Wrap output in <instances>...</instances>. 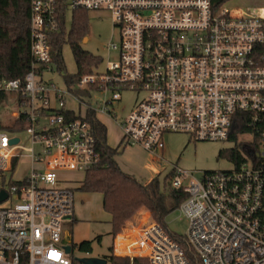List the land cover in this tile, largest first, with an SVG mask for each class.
<instances>
[{
  "label": "built area",
  "instance_id": "built-area-1",
  "mask_svg": "<svg viewBox=\"0 0 264 264\" xmlns=\"http://www.w3.org/2000/svg\"><path fill=\"white\" fill-rule=\"evenodd\" d=\"M233 1L30 0V69L23 79L0 77V96H7L0 104L19 106L11 115L23 117L32 143L23 145L19 131L0 130V194L7 195L0 202V264H83L69 256L73 247L63 235V223L74 217V190L58 185L60 169L86 172L100 162L81 104L112 118L121 143L138 144L157 160L167 133L235 144L240 135L251 136L234 170L194 179L177 168L173 185L188 193L180 208L200 264H264V6L232 7ZM77 8L106 11L119 35L108 44L117 60L72 86L103 92L95 108L67 84L62 89L44 78L53 71L50 38L62 24L67 28L68 13ZM126 91L145 95L119 120L116 105ZM68 96L78 100V110L67 107ZM243 117L248 129L232 139ZM13 138L18 142L11 144ZM36 143L43 151L35 152ZM22 150L31 167L15 179L13 162ZM131 232L123 248L131 258L192 264L157 223Z\"/></svg>",
  "mask_w": 264,
  "mask_h": 264
},
{
  "label": "rangeland",
  "instance_id": "rangeland-1",
  "mask_svg": "<svg viewBox=\"0 0 264 264\" xmlns=\"http://www.w3.org/2000/svg\"><path fill=\"white\" fill-rule=\"evenodd\" d=\"M242 4L264 6V0H236L231 2L230 5L236 7ZM88 16L89 29L87 37L82 41V47L102 58L101 64L94 70L104 71L107 61H116L118 58V52L108 48L110 42H119L118 30L112 25L111 16L106 11H91L88 12ZM71 18V14L68 13L67 30L70 28ZM62 56L66 71L76 73L77 63L69 43L63 44ZM52 67L53 71H46L44 78L65 89L67 85L63 74L58 70L55 63H52ZM90 93V96L80 95V98L95 108L104 98L105 94L95 90ZM144 95V92L139 94L133 91L124 92L122 99L116 105L118 119L121 120L126 117L135 102L143 98ZM65 103L67 107L78 110L79 102L75 98L68 96ZM86 108L85 104H81V114H85ZM19 109L17 104H0V121L2 124L5 126L12 124L14 119L11 114L13 111ZM98 117L107 127L108 144L116 147L121 142V130L119 126L112 118L100 114ZM17 134L21 137L23 145L26 147L32 146L24 130L17 132ZM238 141H241L240 144L245 146L250 145L253 138L249 135H240ZM120 145L116 160L124 171L134 175L138 180L143 182L158 176L162 186L165 176L177 168L192 173V178L194 179H201L205 172H220L235 169L234 163L228 158L218 157L221 149L233 148L235 146V143L232 141H193L190 140V137L186 133H167L164 136V149L161 153L162 157L159 160L138 144L120 143ZM33 147L37 153L43 151V146L38 143L33 144ZM239 151L245 157L246 153L242 146H239ZM28 155V151L22 150L20 161L14 172L15 179L23 178L25 173L29 171L31 162ZM58 175L61 180L58 184L59 186L69 187L74 190V217L72 220L63 223V235H65V232L69 234L73 247V251L69 256L73 260L85 264L81 259L87 257L104 258L112 253L113 247H115L117 249V256L130 257V250H124L123 248H125L124 245L131 244L132 240H128L129 236H127L125 244L118 245L117 237L124 236L121 234L122 232H131L132 228H142L154 223L150 217V213L142 211L148 214L145 213L140 217L138 215V220L136 218L132 219L116 236V240H114L115 237L110 233L111 215L103 207L102 195L98 192H86L79 189L85 172L82 170L60 169ZM192 178L188 179L191 180ZM165 220L170 232L186 235L188 220L184 217L180 207L168 214ZM85 240H89L92 243V252L90 253L80 251L77 246Z\"/></svg>",
  "mask_w": 264,
  "mask_h": 264
},
{
  "label": "trees",
  "instance_id": "trees-1",
  "mask_svg": "<svg viewBox=\"0 0 264 264\" xmlns=\"http://www.w3.org/2000/svg\"><path fill=\"white\" fill-rule=\"evenodd\" d=\"M29 20L30 0H0V77L23 79L29 71L31 65ZM88 29V11L77 8L73 10L70 28L67 30L65 24H62L60 31L54 33L50 38L52 62L63 74L65 83L79 96H90V89H79L72 86L83 75L93 72L102 62L100 56L82 47V41L87 37ZM65 43H69L71 46L77 63L76 73H69L65 69L62 56V47ZM6 98V95H1L0 103ZM66 116L70 119L76 117L73 112H66ZM85 118L95 129L100 162L85 172L79 189L86 192H98L102 195L103 207L111 215L110 233L116 237L137 214L148 211L153 222L179 242L191 263L200 264L193 247L186 240V235L172 233L166 225V216L179 208L188 197V193L183 188L173 185V180L178 172L175 169L169 172L164 178L163 186L158 176L145 182L138 180L120 167L116 155L119 154L121 142L116 147L108 144L107 127L96 116L95 109H86ZM25 127L26 122L23 117L7 126L0 121V130L21 131ZM247 129L246 118L243 117L242 120H239L231 138L238 137L240 132ZM239 146H242L244 152L247 153L245 146L236 142L233 148L221 149L218 157H226L235 165L239 164L245 159L239 151ZM17 163V159H15L12 173L15 171ZM122 235L124 236L117 237L118 245L125 244L128 235L125 233ZM77 246L80 251L92 252V243L89 240H85ZM104 258L107 259V264H150L146 257L117 256L113 252Z\"/></svg>",
  "mask_w": 264,
  "mask_h": 264
},
{
  "label": "water",
  "instance_id": "water-1",
  "mask_svg": "<svg viewBox=\"0 0 264 264\" xmlns=\"http://www.w3.org/2000/svg\"><path fill=\"white\" fill-rule=\"evenodd\" d=\"M18 140H19V138H13L10 141V143L11 144L17 143ZM6 197H7V195L4 192H2L0 194V202L5 200ZM66 251L67 252L71 251V245L66 246ZM81 261H83L85 264H107V259L106 258H100V257H87V258L81 259Z\"/></svg>",
  "mask_w": 264,
  "mask_h": 264
},
{
  "label": "crops",
  "instance_id": "crops-1",
  "mask_svg": "<svg viewBox=\"0 0 264 264\" xmlns=\"http://www.w3.org/2000/svg\"><path fill=\"white\" fill-rule=\"evenodd\" d=\"M98 115H99V114H98ZM100 115H104V114H100ZM104 116H105V115H104ZM107 117H108V116H107ZM98 118H99V117H98ZM108 118H109V117H108ZM114 122H115V121H114ZM115 123H116V122H115ZM116 124H117V123H116ZM117 125H118V124H117ZM18 163H19V162H18ZM17 166H18V164H17ZM16 168H17V167H16ZM15 170H16V169H15ZM25 174H26V173H25ZM19 179H21V178H19ZM145 213L148 214L147 212H141V213L137 214L134 218H136V220H138V215H139V217H140V216L144 215ZM134 218H133V219H134ZM125 230H126V229H125ZM129 232H130V231H128V233H127V232L125 231V232H122V233L127 234V235L129 236V238L131 239V237H132V233L130 232L131 234H129ZM122 233H121V234H122ZM65 237H66L67 239L70 240V236H69V234L66 233V232H65ZM114 240H116V237H115ZM113 248H114V249H113V253H114V254H117V249H115V247H113Z\"/></svg>",
  "mask_w": 264,
  "mask_h": 264
},
{
  "label": "bare ground",
  "instance_id": "bare-ground-1",
  "mask_svg": "<svg viewBox=\"0 0 264 264\" xmlns=\"http://www.w3.org/2000/svg\"><path fill=\"white\" fill-rule=\"evenodd\" d=\"M129 240V239H128Z\"/></svg>",
  "mask_w": 264,
  "mask_h": 264
}]
</instances>
